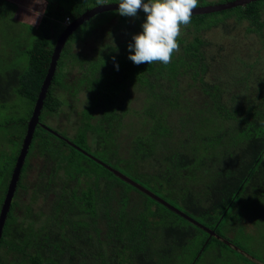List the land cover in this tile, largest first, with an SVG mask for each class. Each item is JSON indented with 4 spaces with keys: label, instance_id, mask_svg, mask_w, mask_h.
I'll list each match as a JSON object with an SVG mask.
<instances>
[{
    "label": "trees",
    "instance_id": "1",
    "mask_svg": "<svg viewBox=\"0 0 264 264\" xmlns=\"http://www.w3.org/2000/svg\"><path fill=\"white\" fill-rule=\"evenodd\" d=\"M42 1L40 20L22 22L35 33L24 48L27 67L0 73V100L13 94L27 98L33 107L30 117L64 21L98 5L97 0ZM211 3L199 0V6ZM4 10L0 5V17H5ZM112 15L119 16L115 25L100 29ZM211 16L221 17L209 21ZM145 19L143 10L137 17L122 16L117 10L103 12L68 38V46L87 37L95 46L89 53H74L66 46L58 61L0 241V264H234L230 251L245 264H264V255L252 259L238 253L85 154L126 174L216 233L241 200L239 205L259 198L264 203V0L193 15L167 66L135 65L128 58V45L142 32ZM216 27L233 42L216 45L204 36ZM163 80L172 84L170 93ZM128 81L139 89H152V104L144 112L151 123L130 139L123 157L118 137L126 111L121 112L125 109L117 98ZM56 89L68 94L62 92L64 100ZM80 93L86 96L81 98ZM78 101L83 106L73 136L59 133L58 126L44 120L45 114L56 116L62 106L75 108ZM165 103L182 112L189 104L198 107L182 113L178 125L171 123ZM157 104L166 107L159 106L158 117ZM19 153H14L0 210ZM35 153L42 165L33 180L27 170ZM145 164L148 171H143ZM21 190L33 202L43 198L39 213H33L31 205L21 208L17 201Z\"/></svg>",
    "mask_w": 264,
    "mask_h": 264
},
{
    "label": "rangeland",
    "instance_id": "2",
    "mask_svg": "<svg viewBox=\"0 0 264 264\" xmlns=\"http://www.w3.org/2000/svg\"><path fill=\"white\" fill-rule=\"evenodd\" d=\"M208 1L222 3L229 0ZM104 2H118V0H104ZM0 5L5 8L3 11L5 17H0V73H5L17 67L23 70L27 67L29 58L28 54L25 53V49L32 43L35 33H33V29L22 22L33 24L35 21H39L44 13V2L42 0H1ZM220 17L221 16H211L209 21H213ZM118 19V15H112L110 21L99 28L106 29V25L110 23L115 25ZM67 22L68 20L64 21V25H66ZM204 36L213 41L216 45L230 44L233 42V38L222 35L220 29L217 27L216 29H211L204 33ZM89 38L90 37L79 39L80 41H78L76 47L82 49L86 53L92 51L95 43H91ZM74 72L76 73V71ZM163 82V88L170 93L172 84H169L167 80H163ZM59 92L55 93L58 95ZM61 92L64 91L61 90ZM151 92L152 89L148 86H143L142 89H139L138 84L128 81L125 84V88L119 93L117 102L125 109L121 112L123 113L126 111L123 119L124 123H122L123 127L119 131L121 133L118 137L120 147L123 150V157L127 154V148L130 146L129 143H131L130 139L139 131L143 133V130L146 129L145 125L151 123V121L146 120V117L150 116L144 115L145 110L149 109V105L152 104V102L149 103V98L152 97ZM187 94H191V92L187 91ZM65 95L67 96L68 94L65 93ZM65 95L60 94L59 97L64 100ZM78 96L84 98L86 94L80 93ZM188 100H190L189 96ZM165 105L171 110V115H169L171 123L178 125H181L185 111V115H188L198 107V104H189L186 110L182 112L179 108L175 110L168 103H165ZM33 106H35V104ZM82 106L83 104L80 103V101L75 102V108L64 105L59 114H56V116L49 114L46 116L45 114L44 120H46L48 125L58 126L59 131L69 132V135L73 136L77 132L76 128H73V125L79 124L78 111ZM157 106L154 113L155 116L158 117L159 106L161 107L163 105L157 104ZM32 108V102L18 94H13L12 97L8 98L5 102L0 100V201L2 192H4L5 189V180L9 175L8 173L11 168L14 153H19L18 151L21 148L23 139L20 142L18 138L21 137L24 130H26L25 121L27 120L28 122ZM163 109L166 110V107L163 106ZM44 113H42L43 116ZM40 158V155L37 153L30 156L32 165L28 168L27 172L33 180L37 175L38 168L42 165ZM142 167L143 171L149 170L148 164ZM17 201L21 202L20 205L23 210L26 205H31L32 211L35 214L39 213L40 206L44 204L42 197L38 198L36 202H33L31 195H24L22 190L18 193ZM239 203L233 206L229 211L227 218L219 229V233H217L220 237L217 238L223 242L232 244L235 251H241H237L238 253L250 256L252 259L253 257L260 259L264 255L263 199L259 198L250 205L245 203L239 205ZM183 209L185 208L183 207ZM226 250L230 251V249L227 248ZM228 255L233 259L235 262L234 264H245L235 252L230 251Z\"/></svg>",
    "mask_w": 264,
    "mask_h": 264
},
{
    "label": "water",
    "instance_id": "3",
    "mask_svg": "<svg viewBox=\"0 0 264 264\" xmlns=\"http://www.w3.org/2000/svg\"><path fill=\"white\" fill-rule=\"evenodd\" d=\"M255 1H258V0H231V1H226V2H222V3H212V4L202 5V6H199L197 9L194 10L193 15L211 14V13H215V12H221V11L232 9V8H235L238 6H245V5L250 4L252 2H255ZM103 3L106 5H103V6L95 5L92 8H88L87 10H85V12H83L76 19L72 20L68 25H66L64 27V30L59 35V37L56 41V45H55L53 54L51 56L49 68H48L47 74L43 80L41 90L38 94V98L36 100L32 115H31V117L27 123V132H26V135L23 139V143H22V146L20 149V153L17 157V161L15 163V166H14V169H13V172H12L9 184H8L7 193H6L5 199L3 201V204H2V207L0 210V241H1L2 236H3L4 227H5V224L7 221V217H8L10 210H11V206H12V203H13V200H14V197L16 194V190L18 187V183H19V180L21 177V173H22V170H23V167H24V164H25V161H26V158H27V155H28V152H29L35 131H36V128L40 123V115H41L43 107H44V102H45V99L47 97L49 87H50L52 80L54 78L56 68L58 65V61L61 57L62 50H63L68 38L71 36V34H73L82 24H84L86 21L90 20L91 18L95 17L96 15H98L100 13L114 11V10H117L119 7V2H103ZM43 127H45L47 130L51 131L52 133H54L58 137H61V138L63 137L59 133H57L56 131L51 129L50 127L45 126L44 124H43ZM85 154L88 155L90 158L94 159L96 162H98L101 165L105 166L106 168L110 169L113 173H115L121 179H123L126 182L134 185L139 190L149 194L150 196L155 198L157 201H159L162 204L169 207L171 210L180 214L181 216H183L184 218H186L187 220H189L193 224L204 229L206 232L209 233L210 236H216L218 238L220 237L214 229L207 227L206 225L202 224L201 222H199L195 218L189 216L188 214H186L185 212H183L179 208L175 207L174 205H172L168 201L164 200L160 196L156 195L155 193L151 192L148 188L141 185L137 181L133 180L132 178H130L126 174H124L121 171L113 168L109 164H106L104 161L93 156L92 154H88V152H85ZM227 243H228V245L234 247L232 244H229V242H227ZM237 251H239V250H237ZM239 252H241V251H239Z\"/></svg>",
    "mask_w": 264,
    "mask_h": 264
},
{
    "label": "clouds",
    "instance_id": "4",
    "mask_svg": "<svg viewBox=\"0 0 264 264\" xmlns=\"http://www.w3.org/2000/svg\"><path fill=\"white\" fill-rule=\"evenodd\" d=\"M98 6L106 5L97 0ZM117 12L122 16L137 17L142 9L146 19L142 32L129 43V59L135 64L162 63L167 66L180 49L178 38L192 22L199 0H118ZM134 50V52H133ZM117 64V70H118Z\"/></svg>",
    "mask_w": 264,
    "mask_h": 264
},
{
    "label": "flooded vegetation",
    "instance_id": "5",
    "mask_svg": "<svg viewBox=\"0 0 264 264\" xmlns=\"http://www.w3.org/2000/svg\"><path fill=\"white\" fill-rule=\"evenodd\" d=\"M92 8V7H91ZM87 10V9H86ZM85 12V11H84ZM97 16V15H96ZM95 16V17H96ZM94 18V17H93ZM92 19V18H91ZM90 19V20H91ZM68 20V22L66 23V25H68L71 21H70V19H67ZM89 21V20H88ZM87 22V21H86ZM66 25H63L64 27L66 26ZM63 29V28H62ZM64 30V29H63ZM62 30V31H63ZM62 31L57 35V36H55V40H54V44H53V47H52V51H51V54H50V60H51V56H52V54H53V51H54V48H55V45H56V41H57V39H58V37H59V35L62 33ZM68 41V40H67ZM78 41H80V40H76L75 42H71L70 43V46H68L67 45V43L68 42H66V44H65V46H64V48H63V50H62V53H63V51H64V49H65V47L67 46V47H70L71 48V50H72V52H74V53H77V52H83V50L82 49H80V48H78V47H76V44L78 43ZM62 53H61V55H62ZM71 59L69 58L68 60H67V63L69 62L70 64H71ZM68 63V64H69ZM58 66V65H57ZM71 67V66H70ZM48 68H49V66H48ZM67 71H69V68L66 70V73H67ZM74 71H76V69L74 70ZM74 74H75V72H74ZM61 90V89H60ZM59 89H56V91L55 92H58V91H60ZM58 94H63L62 92H59ZM64 95V94H63ZM50 125V124H49ZM55 131V130H54ZM59 133H62V131H60ZM62 135V134H61ZM60 138V137H59ZM62 139H65V136L64 137H62ZM88 154H90V153H88Z\"/></svg>",
    "mask_w": 264,
    "mask_h": 264
}]
</instances>
